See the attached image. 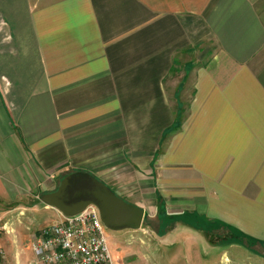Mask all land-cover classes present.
<instances>
[{
	"label": "crops",
	"instance_id": "crops-1",
	"mask_svg": "<svg viewBox=\"0 0 264 264\" xmlns=\"http://www.w3.org/2000/svg\"><path fill=\"white\" fill-rule=\"evenodd\" d=\"M79 170L167 219L156 248L214 251L207 225L264 245V0H0V230L18 252ZM43 206L38 229L16 222Z\"/></svg>",
	"mask_w": 264,
	"mask_h": 264
},
{
	"label": "rangeland",
	"instance_id": "rangeland-1",
	"mask_svg": "<svg viewBox=\"0 0 264 264\" xmlns=\"http://www.w3.org/2000/svg\"><path fill=\"white\" fill-rule=\"evenodd\" d=\"M64 175L65 174L61 176L60 180ZM28 204L29 202L26 200V205L28 206ZM48 209H44L43 206L40 210H36L35 213L26 209L25 212L30 215H27L26 217L29 218H25L23 215L22 211L24 210H17L16 212L19 214L16 213V222L20 224L22 223L20 221L27 222V220H30L32 231H34L45 224L42 221H50L48 218ZM34 215L35 217H33ZM23 218L25 219L23 220ZM35 220H37L36 222L38 224L34 225L33 223ZM32 221L33 223L31 224ZM161 224L162 222L156 218V220L145 221L142 229L139 231H113L106 229L108 244L114 259V263L126 264L125 261L129 260L134 264H160L159 262H161V264H241L243 261V264H263L255 261L253 256L248 258V256L251 255L250 250L255 251L256 255L258 256L257 259L264 257L263 244L258 242L254 244H247L246 239H244L242 236H239L237 233L230 231L224 226L220 225H207L199 228L204 233H206L205 237L210 243L219 244L214 251L203 246H190L186 244L178 246L162 245V247L156 248L155 243H157L159 239L157 232L159 231V226ZM8 228L9 231L7 229L0 230V243H3L1 245L2 248H0V256H11V260L14 261V258L19 253L21 257V262L19 264H31V261L33 260V240L31 238L30 231L27 230V235L21 237L23 243H20L21 247L20 251L18 252L16 247L17 241L12 237L15 234L17 235L19 231L17 225L12 224L9 225ZM22 231L24 232V230ZM37 232L38 230L35 231V234ZM12 239H14V241ZM179 247L182 251L178 253L177 251L179 250ZM245 248L248 250H245V252H240L244 251ZM157 250L160 252H157ZM205 252L208 253L207 257L206 254H204ZM160 254H162V256L159 259L155 258V260H151L153 256L159 257ZM0 261V264H2V260Z\"/></svg>",
	"mask_w": 264,
	"mask_h": 264
},
{
	"label": "built area",
	"instance_id": "built-area-1",
	"mask_svg": "<svg viewBox=\"0 0 264 264\" xmlns=\"http://www.w3.org/2000/svg\"><path fill=\"white\" fill-rule=\"evenodd\" d=\"M106 229L95 205L71 216L60 212L35 234L31 264H115Z\"/></svg>",
	"mask_w": 264,
	"mask_h": 264
},
{
	"label": "water",
	"instance_id": "water-1",
	"mask_svg": "<svg viewBox=\"0 0 264 264\" xmlns=\"http://www.w3.org/2000/svg\"><path fill=\"white\" fill-rule=\"evenodd\" d=\"M39 203L52 206L68 216L95 205L105 226L113 231H138L145 222L143 208L127 201L87 171L65 174L55 190L40 196Z\"/></svg>",
	"mask_w": 264,
	"mask_h": 264
},
{
	"label": "trees",
	"instance_id": "trees-1",
	"mask_svg": "<svg viewBox=\"0 0 264 264\" xmlns=\"http://www.w3.org/2000/svg\"><path fill=\"white\" fill-rule=\"evenodd\" d=\"M161 222H162V224H161V227H162V229L160 228V230H162V231H164V229H165V226L167 225V219H162L161 220ZM169 222V221H168ZM220 226H222V225H220ZM236 233V232H235ZM238 234V233H237ZM239 236H242L244 239H246V243L247 244H254V243H256L257 241H254V240H252V239H250V238H247V237H245V236H243V235H241V234H238ZM240 242H242V241H240Z\"/></svg>",
	"mask_w": 264,
	"mask_h": 264
}]
</instances>
